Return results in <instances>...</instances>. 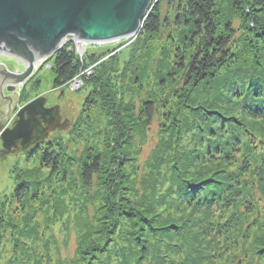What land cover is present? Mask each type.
Returning <instances> with one entry per match:
<instances>
[{
	"label": "rangeland",
	"instance_id": "374dc122",
	"mask_svg": "<svg viewBox=\"0 0 264 264\" xmlns=\"http://www.w3.org/2000/svg\"><path fill=\"white\" fill-rule=\"evenodd\" d=\"M251 2L264 10V0ZM179 3L159 0L163 26L157 34L138 31L112 42L74 43L80 57L89 51L98 59L80 70L78 89L52 87L49 57L18 93V108L42 95L71 124L47 137L59 146L56 170L42 166L36 153L0 158V264H264V118L249 113V101L228 107L239 138L243 133L234 160L202 152L206 139L189 125L194 108L208 105L210 88L181 83L177 56L189 54L193 45L182 43L175 23ZM215 3L218 22L231 25L238 52L247 55L249 42L260 44L255 39L257 31L264 34V15L257 17L259 11L237 0ZM234 6L245 10V20ZM0 61L13 69L17 60L0 53ZM92 90L100 100L90 118L82 103ZM140 99L155 102L149 121L138 111ZM228 100L230 106L233 98ZM89 151L101 169L84 184L81 165ZM184 168L199 171V179L187 180ZM227 173L238 174L241 185L232 205L208 208L204 215L179 198L184 184L198 186ZM19 179L34 181L22 204L11 198ZM245 190L247 201H254L251 211L241 204ZM169 227L176 231L171 234Z\"/></svg>",
	"mask_w": 264,
	"mask_h": 264
},
{
	"label": "trees",
	"instance_id": "16d2710c",
	"mask_svg": "<svg viewBox=\"0 0 264 264\" xmlns=\"http://www.w3.org/2000/svg\"><path fill=\"white\" fill-rule=\"evenodd\" d=\"M167 1L171 3V0ZM237 1L248 4L246 9L250 11L253 9L259 11L256 12L257 17L264 15V10L259 9V7L255 8V4L251 0ZM158 3L159 0H156L142 20L139 33L157 34L160 27L163 26L158 13ZM233 11L236 15H240L241 19H246L245 10L234 6ZM177 12L179 16L175 23L180 24L182 28V43L193 45L189 54L185 55L182 51L177 56L175 64L182 70L181 83L192 86L193 89L201 85H208L206 87L210 88V96L207 99L208 105H197L194 108L193 121L190 125L189 123L187 125L191 127L192 131H195L198 138L206 139L205 143L204 141L201 143L202 152L206 153V156H212V153H215L214 156H218L220 159L234 160V153L239 151L243 133L239 138L241 131L234 124L236 120L227 108L236 107L245 101H249L251 111L248 112L257 118H264V50L259 46L264 41V34L257 31L260 35L256 37L260 41L255 40L260 44H253L248 41L247 55H245V52L241 55L237 50L234 33H231V25L218 22L215 0H180ZM114 50L111 49L112 52ZM52 58L50 65L52 72L51 84L53 88L59 90H63L78 75L80 70L90 67L98 60L97 55L89 51L80 57L75 51V45L70 42L63 45ZM41 67L40 65L39 68ZM169 76L172 78L171 75ZM38 82L37 80L36 87ZM229 98H233L230 106L227 104V101L230 102ZM99 100L100 97L95 90L89 92L84 98L82 110L87 113L86 117L91 118L93 116ZM154 103L152 100H143L141 107L138 108L140 113H144L146 121L151 119L152 112L155 111ZM131 108L134 110V103ZM61 130H56V132ZM118 138L119 135L116 136V141ZM57 147L59 148L58 145L55 147L52 138H47L38 142L23 154H38L39 163L53 171L60 165ZM92 154L91 151L87 152V156L81 165L80 175L84 184L90 183L92 177L98 174L101 169L97 156H94V154L92 156ZM189 159V157L185 158L187 161ZM182 175L191 182L195 179L197 181L200 176L199 171L188 169H185ZM237 175L227 173L221 177H211L213 179H209L198 186L195 185L196 183L184 184L178 189L179 198L190 201L202 210L204 209V215L207 213L208 208L221 207L226 202L232 205V197L239 194L241 189V185L237 183L239 181L236 179ZM31 187H34V181L19 179L11 192V198L16 203L22 204L26 197L31 195ZM244 194L246 200L241 204H243L246 211H251V208L254 207V201H247L250 194L247 193V190ZM175 231L176 229L172 230L169 227L171 234ZM212 233L218 237L221 229Z\"/></svg>",
	"mask_w": 264,
	"mask_h": 264
},
{
	"label": "water",
	"instance_id": "95a60500",
	"mask_svg": "<svg viewBox=\"0 0 264 264\" xmlns=\"http://www.w3.org/2000/svg\"><path fill=\"white\" fill-rule=\"evenodd\" d=\"M152 0H0V53L23 71L0 65V94L15 92L45 59L65 43L112 42L135 35ZM82 46V45H80ZM42 95L19 107L9 125H0V158L26 152L50 132L71 124L58 104Z\"/></svg>",
	"mask_w": 264,
	"mask_h": 264
},
{
	"label": "flooded vegetation",
	"instance_id": "af4514ba",
	"mask_svg": "<svg viewBox=\"0 0 264 264\" xmlns=\"http://www.w3.org/2000/svg\"><path fill=\"white\" fill-rule=\"evenodd\" d=\"M5 64L6 68L12 72L16 70L17 72H21L23 69L22 67H18L17 64H20V62L16 61L15 66L13 69L10 67L9 63L6 61H0V65ZM21 66V64H20ZM36 76V70L32 72V74L25 80L23 85L20 88H17L15 92L11 93L6 90V86L2 88V94H0V125L6 124L9 125V120L12 118L14 113L16 112V109L18 108L17 101H18V93L21 92V89L26 86L29 78H33ZM63 118V116H62ZM8 123V124H7Z\"/></svg>",
	"mask_w": 264,
	"mask_h": 264
},
{
	"label": "built area",
	"instance_id": "2783aa9c",
	"mask_svg": "<svg viewBox=\"0 0 264 264\" xmlns=\"http://www.w3.org/2000/svg\"><path fill=\"white\" fill-rule=\"evenodd\" d=\"M82 74L83 72H79L78 75L69 82V87H71L72 89H78L81 85Z\"/></svg>",
	"mask_w": 264,
	"mask_h": 264
}]
</instances>
